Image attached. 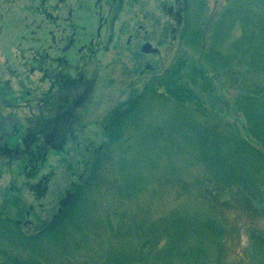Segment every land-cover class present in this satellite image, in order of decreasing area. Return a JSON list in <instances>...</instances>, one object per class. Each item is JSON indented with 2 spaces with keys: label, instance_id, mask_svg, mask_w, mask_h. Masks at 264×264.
<instances>
[{
  "label": "rangeland",
  "instance_id": "374dc122",
  "mask_svg": "<svg viewBox=\"0 0 264 264\" xmlns=\"http://www.w3.org/2000/svg\"><path fill=\"white\" fill-rule=\"evenodd\" d=\"M40 1L0 0L5 14L0 22V87L9 89L2 101H15V106L3 104L1 109L21 122L12 138L0 136V215L18 219L23 232L34 235L63 207L62 201L75 194L74 186H85L66 242L46 241L38 250L21 244L14 234L6 236L0 227V264H10L11 258L108 264L124 253L132 254L131 264H264V171L253 176L260 187L254 208L233 216L227 207L219 208L203 186L210 172L200 158L194 131L176 127L180 117L214 131L237 121L248 142L264 152L250 140L238 108L250 91L264 96L260 37L256 48L261 52L254 60L259 65L252 61V36L261 32L253 23V0H187L192 28L185 43L174 42L167 29L174 25L167 11L174 0H143L141 8L128 11V21L135 20V31L140 24L149 31L158 54L136 61L133 50L121 48L127 34L119 49L105 56L95 52L82 59L71 52L57 65L62 72L51 74L43 72L34 54L41 40L30 35L24 19L25 6L37 9ZM253 2L263 18L264 1ZM145 14L152 19L143 20ZM197 31L203 40L190 42ZM139 32L144 34V29ZM212 50L221 54L219 66L206 58V53L216 57ZM174 89L184 94L176 96ZM150 90L153 98L144 102L143 113L108 145L111 110L132 94ZM167 127L173 134H159L156 141L143 136L150 131L155 136L156 128ZM221 211L223 231H199L198 222ZM176 216L184 225L191 223L173 247L169 241L176 234L170 226Z\"/></svg>",
  "mask_w": 264,
  "mask_h": 264
},
{
  "label": "trees",
  "instance_id": "16d2710c",
  "mask_svg": "<svg viewBox=\"0 0 264 264\" xmlns=\"http://www.w3.org/2000/svg\"><path fill=\"white\" fill-rule=\"evenodd\" d=\"M244 1V0H242ZM254 1V0H253ZM252 1V11L254 12V26L259 27L260 33L253 37L255 46V58L261 50L256 48V40L264 41V17H260L258 12L259 6ZM256 2H261L262 0H255ZM264 1V0H263ZM188 1L186 0L185 7L187 12ZM240 10H244L243 6H239ZM185 12V10H184ZM185 12V13H186ZM244 12V11H243ZM242 13V12H241ZM188 12L185 15V25L181 31V41L187 42L188 33L192 28L191 20H189ZM191 18V17H190ZM241 19V16L238 17ZM192 31V30H191ZM199 31L196 32V36L190 39V42H196L197 40L202 41L203 36H200ZM263 47V46H261ZM216 57H209L206 53V58L215 65L219 66L221 63L218 60V56L221 54L216 50H212ZM204 56V55H203ZM254 64L259 65L256 60ZM175 71L173 74H177ZM255 82L254 79H251ZM182 90V89H181ZM179 89H174L173 92L176 96H180L184 93ZM148 92V93H147ZM150 91H144L141 95L132 94L127 101L120 103L115 108L111 110L108 115V122L106 124V130L108 132V145H111L119 139L120 132L123 127L129 121H134L138 114L143 113L147 104L144 102L148 99L153 98V96H148ZM252 94H245L239 101V109L242 112L245 119V128L250 136V140H255L264 149V96H259L261 94L258 90L256 92L250 91ZM162 93H159L161 95ZM151 95H155L152 93ZM141 125H135V129ZM169 127V126H168ZM167 128H156L155 136H151V132L145 133L143 136L147 140L155 139L161 134L171 133ZM174 127V126H173ZM177 128H191L194 131L195 136H197V141L201 148V160L207 166L209 170L208 180L206 179L204 187H206V192L213 202L219 205L227 207L235 215L236 211H249L250 207L254 208L255 202L253 200L257 199L260 193V187L256 179L253 177L261 171H264V152L261 151L257 146L252 145L248 142L249 139L246 138L241 132V126L236 122L227 123L223 127L216 129L214 131L207 127L201 125V123L195 119H186L180 117L176 123ZM152 138V139H151ZM158 140V139H157ZM83 186L85 184L74 186L75 194L68 205L63 206L59 209L58 213L49 221L43 223V228L34 234L27 235L23 232V223L18 219H9L0 217V227L7 231V235L14 234L20 239L21 244L25 243L33 246L34 249L41 250L42 245L46 241L52 240L53 242L67 241L68 231L71 226V218L73 215V210H75L79 200L83 195ZM207 199V198H206ZM15 203H18L15 200ZM257 206V205H256ZM23 212L19 209V213ZM222 216L221 212H216L214 215L204 219L197 223L196 226L201 227L200 232L204 233H215L217 231H223V225L221 224L220 218ZM180 216H176L173 219L170 227L175 228L172 234H176L171 237L170 244L174 241L176 242L183 240L181 230L186 229L191 222L184 225L183 219ZM194 222L193 220H190ZM196 221V219H195ZM55 242V243H56ZM162 240H157L159 244ZM34 243V245H33ZM132 254H120L117 255L118 258H111L108 264H131ZM138 261V259H136ZM10 264H43L40 261H24L19 259H9Z\"/></svg>",
  "mask_w": 264,
  "mask_h": 264
},
{
  "label": "flooded vegetation",
  "instance_id": "af4514ba",
  "mask_svg": "<svg viewBox=\"0 0 264 264\" xmlns=\"http://www.w3.org/2000/svg\"><path fill=\"white\" fill-rule=\"evenodd\" d=\"M143 4V0H41L38 10L25 6L27 13L24 19L29 22L27 25L29 29L31 28L30 35L41 40L40 49L34 54L37 59L40 58L43 72L46 74L62 72L57 65H63L64 57L71 52L82 59L93 56L95 52H98V56L102 54L105 56L112 49H119L121 38L127 34L126 43L121 48L126 52L133 50L136 61L149 54H158L160 49L153 44V36H148L149 31L140 24L138 29L139 31L144 29V34L138 33V29L135 31V20L128 21V11L137 10ZM174 4L167 8L174 24L171 26L168 24L167 29L172 40L180 42L182 21L186 15L182 8L186 0H174ZM4 17L5 14L0 7V22ZM152 17L145 14L143 20ZM1 31L2 26L0 33ZM77 62L71 63L77 65ZM8 90V87H0V136L12 138L16 135L21 122L11 113L6 114L1 109L4 105L15 106L13 99L2 101V96L7 94Z\"/></svg>",
  "mask_w": 264,
  "mask_h": 264
},
{
  "label": "water",
  "instance_id": "95a60500",
  "mask_svg": "<svg viewBox=\"0 0 264 264\" xmlns=\"http://www.w3.org/2000/svg\"><path fill=\"white\" fill-rule=\"evenodd\" d=\"M74 194H70L68 196V198L63 202V205L66 206L69 204V202L71 201L72 197H73Z\"/></svg>",
  "mask_w": 264,
  "mask_h": 264
}]
</instances>
